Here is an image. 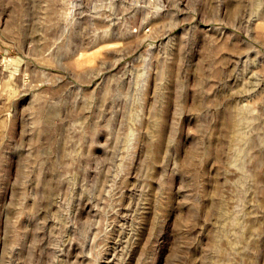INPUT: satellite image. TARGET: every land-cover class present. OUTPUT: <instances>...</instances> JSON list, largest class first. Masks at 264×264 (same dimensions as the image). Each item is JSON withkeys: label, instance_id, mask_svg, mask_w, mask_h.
Here are the masks:
<instances>
[{"label": "rangeland", "instance_id": "1", "mask_svg": "<svg viewBox=\"0 0 264 264\" xmlns=\"http://www.w3.org/2000/svg\"><path fill=\"white\" fill-rule=\"evenodd\" d=\"M0 264H264V0H0Z\"/></svg>", "mask_w": 264, "mask_h": 264}]
</instances>
